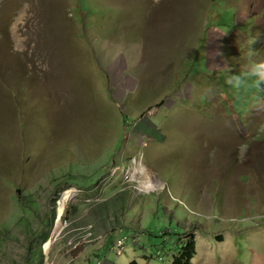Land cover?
Listing matches in <instances>:
<instances>
[{
  "label": "rangeland",
  "instance_id": "1",
  "mask_svg": "<svg viewBox=\"0 0 264 264\" xmlns=\"http://www.w3.org/2000/svg\"><path fill=\"white\" fill-rule=\"evenodd\" d=\"M189 238L191 264H264V0H0V264Z\"/></svg>",
  "mask_w": 264,
  "mask_h": 264
},
{
  "label": "bare ground",
  "instance_id": "2",
  "mask_svg": "<svg viewBox=\"0 0 264 264\" xmlns=\"http://www.w3.org/2000/svg\"><path fill=\"white\" fill-rule=\"evenodd\" d=\"M39 3V2H38ZM46 7V5H45ZM44 5L42 4V9L41 11H43L44 13ZM47 11V10H46ZM22 12V11H21ZM48 12V11H47ZM21 15V14H20ZM43 15V14H42ZM139 171L141 173H143V180L142 181V186H145V188L147 190H155L159 185L157 182H155V180L152 178V176L148 173V171H146L145 167L143 165H140L139 163L135 166L134 168V172ZM74 190L73 189H69L68 191L64 192L59 200V204L57 207V215H56V226L59 227L61 225L63 216L65 214V209H66V205L69 202V200L72 199L73 195H74ZM53 240V239H52ZM51 247V242H47L45 245V248L47 250H49Z\"/></svg>",
  "mask_w": 264,
  "mask_h": 264
},
{
  "label": "trees",
  "instance_id": "3",
  "mask_svg": "<svg viewBox=\"0 0 264 264\" xmlns=\"http://www.w3.org/2000/svg\"><path fill=\"white\" fill-rule=\"evenodd\" d=\"M53 217H54V222H55V218H56L55 210H54V216ZM54 222L52 221V226L54 225ZM164 233L168 234V233H170V230L167 229L166 231H164ZM124 236H126V235H124ZM49 237H50V234L47 233L44 236V241H47L49 239ZM177 242H178V240H177ZM176 244L178 246L176 247L175 254L171 255L170 264H191V259L194 256V240H193V238H189V239H187V241H183L179 244L178 243H176ZM35 251L33 250V253L30 255L29 258H32V259L37 258V253H35ZM106 264H110V263L106 262ZM128 264H139V263L136 259H132L128 262Z\"/></svg>",
  "mask_w": 264,
  "mask_h": 264
},
{
  "label": "built area",
  "instance_id": "4",
  "mask_svg": "<svg viewBox=\"0 0 264 264\" xmlns=\"http://www.w3.org/2000/svg\"><path fill=\"white\" fill-rule=\"evenodd\" d=\"M127 236L119 237L113 244H111V250L117 254V252H121L124 247V241ZM107 260L103 261L97 260L96 264H106ZM108 263V262H107Z\"/></svg>",
  "mask_w": 264,
  "mask_h": 264
},
{
  "label": "water",
  "instance_id": "5",
  "mask_svg": "<svg viewBox=\"0 0 264 264\" xmlns=\"http://www.w3.org/2000/svg\"><path fill=\"white\" fill-rule=\"evenodd\" d=\"M46 242H52V238L49 237V239Z\"/></svg>",
  "mask_w": 264,
  "mask_h": 264
}]
</instances>
